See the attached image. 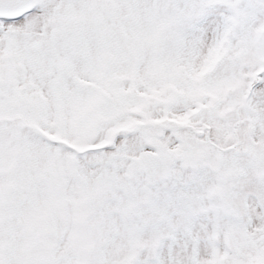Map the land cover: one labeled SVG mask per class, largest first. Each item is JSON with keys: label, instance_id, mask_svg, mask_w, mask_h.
Returning <instances> with one entry per match:
<instances>
[{"label": "snow or ice", "instance_id": "6c2138e0", "mask_svg": "<svg viewBox=\"0 0 264 264\" xmlns=\"http://www.w3.org/2000/svg\"><path fill=\"white\" fill-rule=\"evenodd\" d=\"M0 264H264V0H0Z\"/></svg>", "mask_w": 264, "mask_h": 264}]
</instances>
